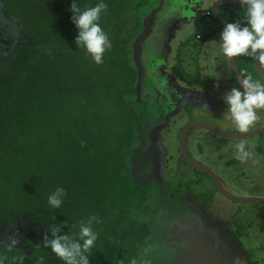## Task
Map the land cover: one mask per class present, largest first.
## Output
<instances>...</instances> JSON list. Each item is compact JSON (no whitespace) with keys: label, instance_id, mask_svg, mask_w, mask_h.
<instances>
[{"label":"trees","instance_id":"16d2710c","mask_svg":"<svg viewBox=\"0 0 264 264\" xmlns=\"http://www.w3.org/2000/svg\"><path fill=\"white\" fill-rule=\"evenodd\" d=\"M98 2L76 0L81 10ZM104 2L100 24L112 48L97 65L75 44L72 0H0V220L13 226L9 215L25 217L48 232L66 222L63 233L76 236L80 223L94 218L98 239L90 264H98L92 253L99 238L110 235L122 252L133 247L120 264H137L149 226L126 198L146 196L133 183L132 167L134 158L148 154L144 115L135 102L141 103L134 100L140 96L137 10L144 0ZM244 11L221 7L228 23L243 24ZM235 62L244 78L259 79L254 56ZM171 73L188 87L201 82L198 66L192 75L177 63ZM56 187L67 191L60 209L47 203ZM110 221L115 227L104 232L100 226ZM17 231L30 253L0 240L4 264H63L22 227Z\"/></svg>","mask_w":264,"mask_h":264},{"label":"rangeland","instance_id":"374dc122","mask_svg":"<svg viewBox=\"0 0 264 264\" xmlns=\"http://www.w3.org/2000/svg\"><path fill=\"white\" fill-rule=\"evenodd\" d=\"M152 0H144V2H151ZM204 2L198 3L194 6L191 10L195 14V17L190 18L188 20L179 21V18L183 16L185 13V7L187 2L183 4L182 10L180 12H171L168 14V17L165 18L169 19L167 21H163V27L166 32H171V42L169 43L168 49L171 52H163L157 55L149 56L147 49H144L143 56L141 61H139L140 65L144 70H139V93L138 96L139 103L146 102L148 107H144L145 110L144 116L142 118V123H148L151 121L161 119V123H159L154 131L150 133V151L148 155H157L158 162L155 166L157 179L162 181L166 176V172L164 170V166L167 163V156L170 155H177V144H178V127L181 131L185 127L187 123L190 121H203L218 128L234 132V133H241L236 128L235 124L231 121V119L226 114V105L223 102V96L229 92L232 88L240 87V83L236 81L228 66L226 68V75L232 79V84L228 83H221L220 85L214 84L212 86H205L204 84L195 85L193 87H187L186 85L178 82L175 77L171 74V68L177 63L181 62V68L187 72L194 74L195 73V65L197 60V55L195 54L196 48L194 44H186L185 39L194 34L196 28H199V13L200 10L206 6L210 7L212 4V0H203ZM180 14V15H179ZM167 25H170L168 28ZM204 39L207 40L206 43L210 45L212 51L208 55L200 54L198 55V63L200 65H204L203 71H200V78L208 79V72L209 68V57L211 55L219 54L218 51V43L217 40L212 37V31L207 28L205 25L202 29ZM223 30V29H222ZM139 31H136L137 36ZM204 40V41H205ZM209 56V57H208ZM256 64L260 67L261 64L257 61L254 57ZM138 63V64H139ZM220 64V63H217ZM227 65V62H226ZM138 66V67H139ZM218 73V74H217ZM214 73L217 78L225 79L224 75L221 72ZM202 75V76H201ZM180 105L181 107H179ZM259 120L257 123L250 127L249 131L258 129L259 127L264 125V110H258ZM178 120V124H177ZM140 121V122H141ZM175 122V124H173ZM177 124V125H176ZM171 130L172 136L168 137V131ZM179 131V133L181 132ZM171 134V133H170ZM200 139L203 142L204 150L206 153H209L210 150H217L227 144L239 143L237 140H231L225 137H222L218 134H215L209 130L204 128L195 127L193 128L188 135V142L190 141V150L195 154L197 151L195 149L196 140ZM161 141V147H160ZM211 142V143H208ZM207 144V146H206ZM223 144V145H222ZM222 145V146H221ZM208 147V148H207ZM172 161H169V166H172ZM253 178L257 179V182L254 184L249 185L248 182L242 183L240 189L243 192H256L258 194L264 195V174L261 175L262 179L257 178L258 175H251ZM171 175L167 176L170 178ZM206 183H209V179L206 178ZM174 182H170V185L164 184L162 187L163 189H170L174 187ZM212 186V185H211ZM193 187V185H192ZM191 187V188H192ZM185 194L186 197L181 199L183 203L186 202H198V205L202 203V199L204 195H200L201 200L197 199L195 201V195L199 192L196 188H192ZM210 188V186H209ZM208 188V189H209ZM213 188V187H212ZM164 189V191H165ZM185 191L184 188H182ZM236 192L235 189H231ZM215 192V190H213ZM166 192V191H165ZM164 192V195L166 196ZM168 193V192H166ZM216 193V192H215ZM194 196V197H193ZM216 196L219 199H222L219 194L216 193ZM225 199V198H224ZM185 202V203H186ZM234 205V204H233ZM212 207V206H211ZM225 206L222 207V209ZM232 207V206H230ZM245 212H248V218L251 219V223L253 222V228L250 231H247L241 238H238L236 235L228 233L226 231V227L219 222H210L213 223V226L217 228L219 231V235H221L222 241L225 243H229L228 234L230 235V241L242 242L240 246L234 247V250H231L230 253H233V257H240L244 264H264V250L256 251V243L258 240H261L260 236L256 235L258 231H262L264 233V215L261 216V219L256 218L254 213H250L251 211L247 206H243ZM215 210V209H214ZM180 211V209H179ZM198 211V210H196ZM161 215V214H160ZM200 216V214H198ZM8 219L11 220L13 226H8L5 221L0 220V240L2 243L5 244H12L14 246L23 247L25 250L30 251L31 248L26 246L25 243L22 241L23 239L20 238L21 236L18 234L16 227H22L26 234L29 237H32L39 242H42V238L47 233V228H44L38 222L30 223L27 221V218H18L14 215H9ZM107 219V216L104 217ZM156 216H151L147 218V222H151L149 228L152 230L154 225L156 224ZM163 219V218H162ZM110 220V219H109ZM165 221V219H164ZM162 220L159 221L157 225H160ZM125 223V219H123ZM165 223V222H164ZM209 223V221H208ZM102 222L100 223V225ZM116 223H108L105 225L104 223L100 226V228L105 232H110ZM132 230V227H130ZM160 238V237H158ZM172 242L171 239H168ZM99 247L98 249L93 250L92 256H94V260L98 262V264H120L122 261V254L127 256L131 254L133 255V247L130 248L128 251H121V247L114 246L112 243V235L108 237L101 236L99 238ZM162 243V242H159ZM157 243L161 249V244ZM165 243V242H164ZM231 243H233L231 241ZM166 245V244H165ZM157 250V249H156ZM150 249L144 250L143 255H141V259H149L151 256L154 255L156 252ZM239 251V252H237ZM155 264V263H154Z\"/></svg>","mask_w":264,"mask_h":264},{"label":"flooded vegetation","instance_id":"af4514ba","mask_svg":"<svg viewBox=\"0 0 264 264\" xmlns=\"http://www.w3.org/2000/svg\"><path fill=\"white\" fill-rule=\"evenodd\" d=\"M215 1H217V0H215ZM189 2H190V8H191L193 6L194 0H189ZM214 2H212V4L210 5V8H209V11H207L209 13V16H205L206 12L202 14L201 19L203 21H204V19L216 21L213 14H212V6H213ZM145 3L146 2H144V5L139 6V7H144ZM220 12H221V9H220ZM0 13H1V10H0ZM190 17L191 16L189 14L185 15V16L183 15L182 17L179 18V21L180 22L182 20H188L189 21ZM2 25H3V23L0 20V26H2ZM220 28L223 29L222 26H220ZM187 39H190L189 35H188ZM201 39H202V36H201ZM200 40H197V41H200ZM195 54L197 55L195 67L198 66L199 72H200L201 68H200L199 63H198V55L199 54H197V53H195ZM213 56H216V55H211L210 57L209 56L208 57L210 59ZM212 60H214V58H212ZM177 63H180V65H181V62H177ZM255 63H256V61H255ZM256 65H258V64H256ZM227 66H228V64H227ZM258 66H257V72H258V78H259L258 80L261 83H264V65H260V67H258ZM209 71L210 72H208V75H207L208 79H205V81H208V83H210L211 85H209V84L206 85L207 83H205L204 85L207 86V88H208V86H212L214 84L220 85L221 83H224V82L227 83L224 78L223 79L217 78L215 76L216 74H214V72H212L211 70H209ZM215 73H217V72H215ZM192 75H195V73ZM219 75H223V74H219ZM200 81L201 82L199 84L204 83L202 78H200ZM195 85H198V84H195ZM195 85H193V86H195ZM193 86H191V87H193ZM132 103H134V102H132ZM135 104H137V106L139 105L140 108L142 107L141 112L144 115L145 110H143V109L145 106L148 107L147 103L143 102L142 104H138L135 102ZM178 106L181 107L180 105H178ZM142 118H143V116H142ZM142 118H141V120H142ZM191 122H193V120L190 121L189 123H191ZM141 123H142V121H141ZM159 123H161L160 118L158 120L145 123V125H146L145 129L147 132L144 133V138H145L146 147L148 149L146 152L150 151V149H149L150 145H151L150 133H152L154 131V129L156 128V126ZM189 123H187L186 125H188ZM173 124H175V122ZM177 124H178V120H177ZM180 126L182 127V125H180ZM181 127H180V129H181ZM180 129L178 127L179 131H181ZM183 129H182V131H183ZM192 129H190L189 132ZM260 129H264V125L259 127L258 129H255V130H260ZM255 130H252V131H255ZM179 131H178L179 135H178V144H177V155L173 156V155L169 154L167 156V158H166L167 163L164 166V170L166 172V174H165L166 177L164 179H161L162 181H160V179L158 180L156 178L157 175H156L155 166H158L157 162H158V158H159V157H157L156 154L155 155L150 154V156L147 154L145 160L138 158V157L133 159V160H135V162H134V165L132 167L134 170H136L135 171L136 174L133 176V178H134L133 183H135V185L139 189H143L141 194L144 191L146 196L144 198L141 197L140 199H135V196H128L126 198L130 202L128 205L129 206L128 208H132V210L139 208V211H137L138 216H139L140 220L145 223L146 227L149 226L151 223V222L150 223L147 222V220H146L147 218H150L151 216L157 217L156 224L154 225L152 230L150 228H149L150 229L149 230L147 227L149 234H148V236H146L145 243L142 247L143 248L142 252H144V250L147 251V249H150L151 252L155 251L156 249L157 250L154 253V255L151 256L149 259H146V260L141 259V262H139L140 264L142 262H143L142 264H154V263L155 264H172V263L185 264L183 259L179 260V258H178V259H174V261H173L170 258H167L166 254L164 252H166V249H168V247H172L171 246L172 242H173V244H175L174 243L175 241L171 242L168 240V239H171V237H169L170 233L176 234V240L178 239L177 241L180 242L179 245L184 244V241L186 244L187 239L186 240L184 239V233H186V227L193 225V222H195V219H196V217H198V214H200L199 217H202V216L206 217L207 218L206 220H208L209 222H210V220H212V222L214 221L216 223L217 222L221 223L222 225H224L226 227V231L228 233L233 234V236L236 235L238 238H241L247 231H250V229L253 228L252 227L253 222L252 223L250 222L252 220L248 218V214H247L248 212L244 211V209L242 208V204L233 203V202L227 200L226 198L224 199V197L222 199H219L220 197L218 198L216 196V193L217 194H219V193L216 191L210 177L208 175H206L205 173L195 169L194 167H192L191 165H189L185 161V159L181 155V151H180V139H181L182 131L180 133H179ZM189 132H188L187 138H186V151L193 161H195L197 164H199V165L207 168L208 170H210L217 177V179L221 182V184L225 187V189L228 190L230 193L237 195V196H244V197L249 196V197L264 198V195L258 194L256 192L246 193L240 189L242 183L248 182L249 185H251V184H254L257 182V179L253 178L251 175L257 174L258 175L257 178L260 177V179H262L261 175L264 174V132H261L258 135H255V136H252L249 138H242V139H232V138L225 137V138H228V139H231L234 141L237 140L239 143H245L246 145H248L250 147V149L254 153V155L246 163H241L239 160H237L234 157L233 149H234V146L236 145V143L229 144V145L227 144L226 146H223L217 150L213 149V150L208 151L209 153H206L204 150V146H203L204 143L201 142L200 139H195L197 141L196 145H195V149L197 152L194 154L190 150V141L188 142ZM226 132H229V131H226ZM248 132H251V131H248ZM230 133L244 134V133H234V132H230ZM215 134H217V133H215ZM170 136H172L171 130L168 131V137H170ZM220 136H222V135H220ZM222 137H224V136H222ZM208 143H211V142L208 141ZM239 143H237V144H239ZM206 146H207V144H206ZM160 147H161V141H160ZM142 158H145V155ZM169 161L173 162L172 166H169V164H168ZM168 175L169 176L171 175V177L167 178ZM206 178L209 179V183H206V180H205ZM172 181L174 182L175 185H174V187H172L170 189L164 188L165 191L168 192V193H166L162 186L164 184L170 185V182H172ZM192 185H193V187H192ZM209 186H210V188H209ZM191 187L196 188V189H200V190H198L199 192L197 193V195H195V197L193 196L195 198V201L197 199L201 200L200 195H204V197L202 199L203 201L200 205H198L197 201H196V203L191 202V201H189V202L185 201L186 203L185 202L183 203V201L181 200L184 197H186L185 194L188 193V191H191L190 190ZM182 188H184L185 191H183ZM235 188L237 190L236 192L231 190V189H235ZM213 190H215L216 193ZM164 192H165L166 196L164 195ZM223 206H225V207L222 209ZM230 206H232V207H230ZM243 206H247V208H249L251 210L249 212L254 213V215L258 219H261V216L264 215V205H243ZM179 209H180V211H179ZM196 210H198V211H196ZM164 219H165V221H164ZM160 220L164 221L165 223L161 222L160 225H157ZM30 223H33V222H30ZM17 228L18 227H16V230H17ZM204 230L207 231L208 236H209L208 238L213 240L214 248H215L216 252H218V253L220 251H221V253H222V251H226V248H229V247L234 249V247H238L242 243V242H236L233 240H231L233 242V243H231L230 238H229V236H230L229 234L227 237L229 239V243H225V241L223 242L221 237L220 238L218 237V239H216L214 234H216V232H218V230H217V228H215L213 226V223L210 224V228L207 227V228H204L203 231ZM23 231H25V230L23 229ZM25 233H26V231H25ZM47 233L49 234L48 230H47ZM256 235L260 236V238H261V240H258L256 243V249H257L256 251H262V250H264V233H262V231H258L256 233ZM26 236H28V235L26 234ZM158 237H160V238H158ZM20 238L23 239L22 236ZM22 241L24 242V240H22ZM159 242H162V243H159ZM157 243L161 244L163 249H161V247ZM26 246H28V245H26ZM16 247H18V246H16ZM18 248H23V247H18ZM185 248L188 250L187 247H185ZM185 248H183V249L186 250ZM23 250H25V249L23 248ZM25 252L30 253V251H27V250H25ZM217 263L218 262H216V264ZM244 263L245 262L241 261V264H244Z\"/></svg>","mask_w":264,"mask_h":264},{"label":"clouds","instance_id":"9594fccd","mask_svg":"<svg viewBox=\"0 0 264 264\" xmlns=\"http://www.w3.org/2000/svg\"><path fill=\"white\" fill-rule=\"evenodd\" d=\"M244 8V23H226L220 34V47L225 57L254 56L259 64L264 65V0H238ZM108 5L99 0L94 6L81 10L76 0H72L69 11L71 22L78 34L75 44L83 48L92 61L100 65L104 54L112 48L107 33L100 24L102 14ZM226 114L241 133H247L259 120L258 110H264V83L254 80L251 75L240 81V87L232 88L223 96ZM234 157L246 163L254 153L245 143L234 146ZM67 191L56 187L47 198L50 207L60 209L64 204ZM93 219L81 222L76 236L64 234L66 222L52 227L50 234L42 238L43 246L50 248L55 257L63 264H90L88 253L94 248L98 233L93 228ZM63 233V234H61ZM6 257L0 256V264Z\"/></svg>","mask_w":264,"mask_h":264},{"label":"crops","instance_id":"0c3cea01","mask_svg":"<svg viewBox=\"0 0 264 264\" xmlns=\"http://www.w3.org/2000/svg\"><path fill=\"white\" fill-rule=\"evenodd\" d=\"M189 0H180L177 2L175 6H173L171 12H180L182 10L183 4ZM213 2L215 0H212ZM204 2L203 0H194L193 5L196 6L198 3ZM192 6L190 8V2L187 3L185 7V15H190V18L195 17V14L192 12ZM210 7L204 6L199 13V28H196L194 31V34L190 35V39H185L186 44H194V47L196 48L195 53L197 54H205L208 55L210 51H212V48L210 47L209 44L206 43L207 40L204 39L202 28L206 25L207 28H209L212 31V37L217 40V45H218V51L219 54H216V56H213L214 60L212 58L209 59V65L206 68H209L212 72H221L225 80L228 84H232V79L226 75V62H227V57H225L222 53V49L220 47V34L222 32V29L219 26V23L213 20L209 19H204V21L201 19V16L203 13L209 11ZM167 10H165L166 12ZM161 13V16H155L154 14L150 15L149 19H152V28L150 31H148L146 40L144 42V48L145 50L147 49V52L149 53V56L151 55H157L159 53H162L163 50L164 52H171L168 49L169 43L171 42V39L169 38V35L171 36V32H166L163 27V21H167L169 19H166L168 17V14ZM192 13V14H191ZM148 15V14H147ZM170 25H167L166 27L168 28ZM200 34L202 36V39L200 41H197L196 35ZM196 40V41H195ZM205 40V41H204ZM144 52V51H143ZM142 52V54H143ZM220 63V64H217ZM201 71L205 68L204 65H200ZM203 68V69H202ZM210 72V71H209ZM202 76V75H201ZM202 80L204 81L206 85H211L208 83V81H205V79L202 77ZM210 82V81H209ZM200 85V84H198ZM206 217H196L195 222H193V225L187 226L186 227V233H184V244L179 245L180 242L176 240V234L170 233L169 237H172V241H175L173 244H171L172 247H168L166 249V252H164L167 256V258H170L171 260L174 261V259L181 260L183 259L185 264H241L242 259L240 257H233L232 254L230 253L231 250H234L232 248H226V251H221L218 253L216 252L214 245H213V240L208 238V233L207 231H203L204 228H210V222L208 223V220H206ZM202 233V234H201ZM219 231L214 234L216 239L218 237L220 238ZM188 245V246H187ZM115 246V245H114ZM117 246V245H116ZM187 247L188 250L185 248ZM185 248L186 250H184ZM222 250V249H221ZM235 251V250H234ZM239 252V251H237ZM177 262V261H176ZM133 264V262H131ZM143 263V262H142ZM141 263V264H142ZM137 264H140L137 262ZM176 264V263H172Z\"/></svg>","mask_w":264,"mask_h":264},{"label":"water","instance_id":"95a60500","mask_svg":"<svg viewBox=\"0 0 264 264\" xmlns=\"http://www.w3.org/2000/svg\"><path fill=\"white\" fill-rule=\"evenodd\" d=\"M180 0H152L151 2H146L144 7H140L137 10V15L139 17V22L141 25V28L139 29V32L137 36L135 37V43H134V51L135 53H138L139 61H141V58L143 56L142 52L144 51V42L146 40L148 31L152 28V19L150 15L154 14L155 16H161V13L170 14L172 11L173 6L177 4ZM189 3V1H186ZM225 5H240L238 3V0H217L214 2L212 6V14L215 18V20L219 23L222 28H224L225 24L228 23L227 20L222 16L220 9L222 6ZM148 14V15H147ZM153 16V15H152ZM227 64L230 72L232 73L233 78L240 83V81L244 78L235 62V57L228 58L227 57ZM140 65V63H139ZM145 68V67H144ZM141 66L138 67V69L144 70ZM200 127L204 128L206 130H209L211 132L217 133L219 135H222L224 137L232 138V139H242V138H249L255 135H258L261 132H264V129L251 131L244 134H233L230 132H226L212 124L203 122V121H193L185 126V128L182 131L181 139H180V151L181 155L185 159V161L194 167L195 169L205 173L210 177L212 180V183L216 189V191L227 200L236 203V204H242V205H264V198H258V197H249V196H237L232 193H230L228 190L225 189V187L221 184V182L217 179V177L207 168L197 164L195 161L191 159V157L188 155L186 151V138L187 134L190 129Z\"/></svg>","mask_w":264,"mask_h":264},{"label":"built area","instance_id":"2783aa9c","mask_svg":"<svg viewBox=\"0 0 264 264\" xmlns=\"http://www.w3.org/2000/svg\"><path fill=\"white\" fill-rule=\"evenodd\" d=\"M205 16H209V13L206 12V13H205ZM196 39H197V40H200V39H201V35H200V34H197V35H196Z\"/></svg>","mask_w":264,"mask_h":264}]
</instances>
